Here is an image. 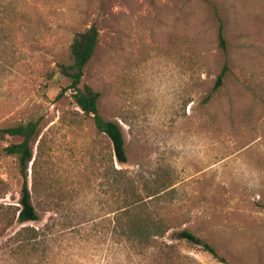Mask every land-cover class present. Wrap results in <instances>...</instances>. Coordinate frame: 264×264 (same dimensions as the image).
<instances>
[{"label": "rangeland", "instance_id": "rangeland-1", "mask_svg": "<svg viewBox=\"0 0 264 264\" xmlns=\"http://www.w3.org/2000/svg\"><path fill=\"white\" fill-rule=\"evenodd\" d=\"M91 26L99 40L82 84L121 126L124 165L71 92L57 98L69 85L57 66ZM28 121L30 225L53 224L49 255L0 251V264H222L179 239L184 229L231 264H264V0H0V129ZM17 141L0 140V206H18L22 179L3 152ZM114 170L171 227L151 247L117 243Z\"/></svg>", "mask_w": 264, "mask_h": 264}, {"label": "trees", "instance_id": "trees-1", "mask_svg": "<svg viewBox=\"0 0 264 264\" xmlns=\"http://www.w3.org/2000/svg\"><path fill=\"white\" fill-rule=\"evenodd\" d=\"M217 37L220 48L225 49L223 28L220 20ZM98 40L99 33L95 26H91L74 35L69 47V63L57 66L60 75L69 81L68 87L63 88L57 98L61 97L64 92L70 91L77 108L80 109L84 116L92 119L97 132L108 138L112 144L113 156L119 164L124 165L128 160L121 126L115 121L104 119L99 114V93L90 86L82 84L84 69L96 52ZM227 72L228 67L225 64L216 77L213 91L218 90L222 86L223 78ZM210 98L211 95L207 97V99ZM37 128V121H28L24 124L0 129V140L7 138L18 140L6 146L3 152L7 156L14 157L18 175L22 179L18 206H0V237L3 238L4 234L14 226H19L18 230L9 236L5 242H0V251L20 256L25 263L32 261L35 257L37 260H44L49 255V237L54 227L53 224L48 223L41 228L30 225L39 222V215L35 205L32 203L26 179L28 164L33 158L32 142L38 136ZM114 174L117 175L115 178L117 180V200L122 201V205H119L113 211L117 214L113 231L117 243L124 245L126 248L143 249L151 247L154 241L162 238L171 227L152 212L145 213V200L140 199L139 195H137L138 186L134 182L124 180L121 176V170H114ZM6 191V185L0 181V192L4 195ZM162 191L164 189L150 193L145 199H150L149 201H151ZM137 212L143 213L142 216L145 219L139 217ZM177 236L190 245L199 246L202 251L211 255L217 262L231 264L225 258L219 256L212 245L200 240L188 230H181L177 233Z\"/></svg>", "mask_w": 264, "mask_h": 264}]
</instances>
